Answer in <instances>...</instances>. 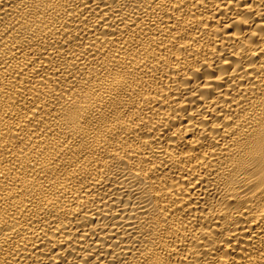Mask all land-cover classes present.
Wrapping results in <instances>:
<instances>
[{"label":"bare ground","instance_id":"1","mask_svg":"<svg viewBox=\"0 0 264 264\" xmlns=\"http://www.w3.org/2000/svg\"><path fill=\"white\" fill-rule=\"evenodd\" d=\"M0 264H264V0H0Z\"/></svg>","mask_w":264,"mask_h":264}]
</instances>
